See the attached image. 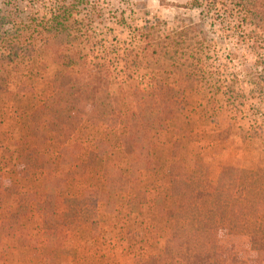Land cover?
Segmentation results:
<instances>
[{"label":"rangeland","instance_id":"obj_1","mask_svg":"<svg viewBox=\"0 0 264 264\" xmlns=\"http://www.w3.org/2000/svg\"><path fill=\"white\" fill-rule=\"evenodd\" d=\"M189 1L83 0L76 12L81 40L0 44V264H182L184 255L198 264V228L205 251L222 264H264V198L233 229L214 230L225 202L208 197L227 168L248 177L264 170V81L254 76L264 42L234 46L228 27L215 20L225 15ZM254 2L264 7V0ZM56 3L0 0V14L49 20ZM189 18L217 44L206 53L203 78L184 91V111L144 145L124 140L128 131L119 123L92 122L97 91L117 95L129 75L142 93L157 79L177 86V75L154 70L141 56L139 33L153 26L163 37ZM10 27L0 26V34ZM96 55L115 71L99 87L79 71ZM86 82L80 112L55 106L71 85ZM122 91L126 103L131 90ZM198 193L206 197L196 200ZM185 226L187 245L178 235Z\"/></svg>","mask_w":264,"mask_h":264},{"label":"trees","instance_id":"obj_2","mask_svg":"<svg viewBox=\"0 0 264 264\" xmlns=\"http://www.w3.org/2000/svg\"><path fill=\"white\" fill-rule=\"evenodd\" d=\"M56 1L53 17L49 20L40 18L37 14H31L27 20L15 21L12 18L14 16L12 12L9 10L2 12L0 14V26L10 24L11 27L0 34V44L13 47L32 46L38 39L44 40V43L52 38L61 39L63 42L68 40L70 43L81 40L75 32L81 28V22L77 18L76 12L83 0ZM189 3L194 8H201L204 5L209 12L215 9L222 12V15L225 16L216 15L215 20L223 21L228 27L225 32L228 38H235L234 46L240 42L248 44L254 42L260 46L264 42V7L258 6L254 0H242L238 9H236L237 5L230 6V0H190ZM15 10L18 11V8ZM230 18L233 21H228ZM248 22L254 23L256 32L252 29H244V27H248ZM215 24L213 22L212 26ZM154 30L153 26H145L140 31L139 34L145 43L139 52L154 70L177 75V86H168L162 79H157L142 93L129 75L120 80V90L117 95L111 94L108 89L100 88L97 91L96 107L90 114L92 122L93 120L95 123L111 120L110 124L113 126L117 123L124 126L128 131L124 140L127 142L129 140L135 141L141 145L150 141L153 131L165 128L168 119L184 111V91L190 84H194L203 78L204 63L208 59L206 53L208 50L210 52L212 45L217 44L214 36L197 29L190 18L182 19L179 28L170 31L163 37H157ZM237 36L238 39L236 40ZM255 52L254 76L264 81V52L259 53L258 50ZM79 71L86 72L90 80L94 81L98 87L109 84L115 72L110 61L98 55L93 56ZM124 85L131 90L126 103L123 101L122 89ZM89 89L90 84L88 82L77 88L71 85L70 91L55 98V106H63L65 109H70L68 111L73 110L72 112H80L79 104L85 99ZM115 111H122V117H114V115L112 117ZM127 142L126 144H129ZM258 171L256 175L249 177L243 170L237 168H227L222 173L221 179L224 183L221 182L216 194H208V197L215 195L216 198L213 199L225 202L217 210L219 222L214 230L226 227L233 229L236 219L248 214L246 212L248 207L252 209V212L256 210L264 198V170ZM247 178H251V180L248 182ZM223 185L229 186L226 189L227 192L220 190ZM250 186L253 187L249 188ZM204 197H206L205 193H198L195 199L200 201ZM183 227H180L182 234L178 235L184 238L187 245L188 226ZM196 232V242L199 241L198 248L202 250L197 255L200 258L198 264H222L214 253L205 251L209 250L210 247L201 241L204 238V231L198 228ZM183 257L182 264H192V261L185 259V255Z\"/></svg>","mask_w":264,"mask_h":264}]
</instances>
